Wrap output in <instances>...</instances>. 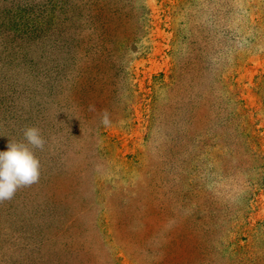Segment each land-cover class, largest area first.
Masks as SVG:
<instances>
[{"label": "rangeland", "instance_id": "rangeland-1", "mask_svg": "<svg viewBox=\"0 0 264 264\" xmlns=\"http://www.w3.org/2000/svg\"><path fill=\"white\" fill-rule=\"evenodd\" d=\"M105 1L122 57L87 93L65 51L41 90L38 57L96 41L98 6L0 0V151L45 140L39 181L0 202V264H264V0Z\"/></svg>", "mask_w": 264, "mask_h": 264}, {"label": "trees", "instance_id": "trees-1", "mask_svg": "<svg viewBox=\"0 0 264 264\" xmlns=\"http://www.w3.org/2000/svg\"><path fill=\"white\" fill-rule=\"evenodd\" d=\"M92 5L98 6V11L96 14L98 16L100 30L99 34L97 35V40L74 43L71 38L68 40L66 39V41H56L57 43L51 45L48 52H42L38 57V83L41 90L46 89L50 82L52 85L53 82L56 84L60 77L62 78L63 70L67 69L66 64H59L60 61L55 62V64L52 63V61H56L52 59V55L56 51H65L66 61L69 60L73 67L75 64H80L79 75L82 74V78L84 80L81 87L82 89H85V92L92 93L95 90H103L104 88L114 86L116 76L113 74V71L120 61L119 58L122 56H119L118 54L119 45L108 39L105 33L107 27L106 25L108 24L106 19L108 20L111 17H117L118 11L111 7L109 8L108 2L105 0H92ZM204 61L206 60H204L202 56L196 55L194 58H192V62L196 63L194 70L209 72L211 69L208 68V65L204 66V63H207ZM123 85L126 87L125 83H123ZM199 104V109L210 108V105L207 106V102L201 101ZM87 106L88 104L84 105V109H87ZM189 107L193 108L195 106ZM190 118L193 119L194 115H192ZM87 119L88 117H85L84 121H87ZM211 120L208 119L209 122H213L211 124L212 126H209V129L212 131V137H216V134L220 136L222 132L226 131V126H220L221 122L216 121L215 118V121ZM196 123L200 124L199 121L195 119L194 124ZM77 128H80V126ZM222 137L223 135L220 136V138ZM224 142L226 143V141Z\"/></svg>", "mask_w": 264, "mask_h": 264}, {"label": "clouds", "instance_id": "clouds-1", "mask_svg": "<svg viewBox=\"0 0 264 264\" xmlns=\"http://www.w3.org/2000/svg\"><path fill=\"white\" fill-rule=\"evenodd\" d=\"M107 123V116L104 117ZM25 142H11L0 151V202L11 200L18 189L29 187L40 179V161L33 149H43L45 140L36 127L23 131ZM31 146V147H29Z\"/></svg>", "mask_w": 264, "mask_h": 264}]
</instances>
